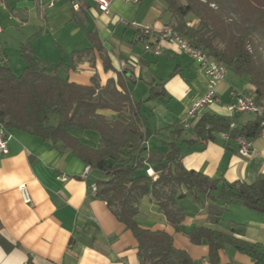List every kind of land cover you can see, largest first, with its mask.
Listing matches in <instances>:
<instances>
[{
	"label": "crops",
	"instance_id": "crops-1",
	"mask_svg": "<svg viewBox=\"0 0 264 264\" xmlns=\"http://www.w3.org/2000/svg\"><path fill=\"white\" fill-rule=\"evenodd\" d=\"M79 1L80 12L68 0H0V65L6 63L20 75L27 65L21 46L27 44L38 70L82 85L96 82L101 87L109 79L117 81L120 75L136 102L148 97L151 84H163L167 95L141 106L147 146L143 156L149 150L166 153V142L173 137L171 126L183 124L187 112L206 95L208 77L196 59L175 44L164 42L163 52L154 54L132 23L173 25L172 12L165 1L152 0L145 8L144 0L139 4L114 0L109 13L102 12L92 0ZM197 22L191 17V25ZM89 32L98 36L112 69H105L96 48L75 53L93 47ZM233 91L254 95L255 87L248 76L229 69L217 86L215 102L199 112L179 140L182 162L187 169L210 177L251 183L264 173L261 137L253 139L256 154L250 159L239 153L238 141L221 133L213 141L190 142L195 138L193 127L205 113L232 117L237 126L254 117L252 113L228 110L235 102ZM100 112L108 118L116 115L112 110ZM10 131V152L0 155V235L13 247L6 250L0 243V264H140L132 231L92 189L102 175L92 170L85 178L87 165L61 141L54 143L27 132ZM69 133L86 146L99 145L96 131L71 127ZM150 167L155 170L154 164L148 163L146 168ZM24 183L31 203L24 202L19 190ZM177 204L185 212L181 231L167 221L152 192L141 198L136 218L142 227L169 232L175 246L188 251L197 264H210L209 246L190 241L187 233L193 227L227 230L234 222L245 229V235L239 237L264 250V215L260 212L240 203L230 204L220 223L213 225L208 221L207 201L187 194ZM221 260L254 264L250 257L229 246L221 251Z\"/></svg>",
	"mask_w": 264,
	"mask_h": 264
},
{
	"label": "trees",
	"instance_id": "trees-1",
	"mask_svg": "<svg viewBox=\"0 0 264 264\" xmlns=\"http://www.w3.org/2000/svg\"><path fill=\"white\" fill-rule=\"evenodd\" d=\"M174 16L173 26L195 47L201 48L239 76H248L255 87L254 99L264 107V0H164ZM191 17L198 22L191 25ZM93 47L98 49L105 69H112L109 57L98 36L89 32ZM27 65L16 75L8 64L0 65V122L15 129L50 140L61 141L86 165L102 176L97 180L99 198L138 242L140 264H197L185 249L177 248L173 236L165 230L142 227L137 220L142 197L152 192L167 221L177 231L185 216L178 200L192 194L195 200L207 201L208 221L218 225L230 204H243L264 215V173L251 182H230L187 169L182 162L179 140L186 127L174 124L173 137L166 142L167 151L149 150L141 106L144 102L163 99L167 92L161 83L151 84L148 97L136 102L124 88L122 78L109 79L105 86L82 85L38 70L27 44L21 46ZM123 89L120 90L119 87ZM101 110H112L113 118ZM242 113V112H241ZM254 115V114H253ZM234 118L205 113L193 127L190 142L213 141L225 133L232 141L239 137L255 139L264 128V112L234 127ZM99 133L98 147L82 144L69 128ZM154 164L158 179L149 176L147 164ZM146 168V169H145ZM144 169V172L142 171ZM185 189V191H184ZM242 225L231 222L227 230L207 226L193 227L187 236L194 244L206 242L210 264L223 263L221 251L227 246L247 255L254 264H264V250L243 237ZM6 250L13 247L0 235Z\"/></svg>",
	"mask_w": 264,
	"mask_h": 264
},
{
	"label": "built area",
	"instance_id": "built-area-1",
	"mask_svg": "<svg viewBox=\"0 0 264 264\" xmlns=\"http://www.w3.org/2000/svg\"><path fill=\"white\" fill-rule=\"evenodd\" d=\"M60 1V0H55ZM72 8L80 12L82 5L79 0H68ZM114 0H92V2L105 13H109ZM131 4H139L141 0H123ZM135 28L141 33L142 38L145 41L147 49L152 51L156 55H160L163 52V43L168 42L177 45L182 51L190 54L196 59L200 67L205 71L208 77V91L206 95L187 112L186 120L183 125L188 128L191 125V121H194L199 112L206 106L211 105L217 98V86L223 81L229 68L225 64L217 62L208 53L201 48L195 47L187 38H185L181 32H179L172 24H165L163 26L155 25H143L133 22ZM232 96L235 102L228 106V110L232 113H252L254 115H261L264 112V107L258 105L253 95H249L243 91H233ZM232 127L235 126L233 122ZM223 136L228 137L227 134L221 133ZM264 140V128L258 135ZM13 135L3 123L0 122V155H6L10 152L9 142ZM239 145V153L245 158H253L256 151L253 146V140L246 137H239L237 139ZM92 171V168L87 165L84 171V177L87 178ZM147 174L154 179H158L159 175L153 168H148ZM67 178L64 177V180ZM94 192L98 191L97 185L92 187ZM22 198L25 203H31L32 197L27 184H21L19 186Z\"/></svg>",
	"mask_w": 264,
	"mask_h": 264
},
{
	"label": "rangeland",
	"instance_id": "rangeland-1",
	"mask_svg": "<svg viewBox=\"0 0 264 264\" xmlns=\"http://www.w3.org/2000/svg\"><path fill=\"white\" fill-rule=\"evenodd\" d=\"M158 2H161V1H164V0H156ZM152 0H144V7L147 8L148 7V4L151 3Z\"/></svg>",
	"mask_w": 264,
	"mask_h": 264
}]
</instances>
